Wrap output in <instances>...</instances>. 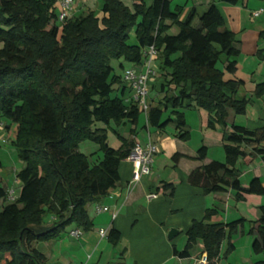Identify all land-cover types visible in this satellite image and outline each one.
<instances>
[{"label":"trees","instance_id":"1","mask_svg":"<svg viewBox=\"0 0 264 264\" xmlns=\"http://www.w3.org/2000/svg\"><path fill=\"white\" fill-rule=\"evenodd\" d=\"M101 1L102 17L89 11L71 14L60 23L55 0H0V117L8 131L13 127L12 143L24 163L16 174L20 187L15 201H7L6 189L0 186V264H46L36 243L57 240L71 225L84 232L93 227L87 205L119 181L118 168L135 144L132 136L141 114L135 103L124 102L122 93L111 94L114 85L126 88L124 70L140 66L150 46L160 54L159 72L166 81L161 101L146 112L150 127L161 130L174 123L177 137L187 140L185 110L203 109L208 128H224L228 110L243 115L248 104L264 97V82H259L251 96L238 98L242 81L224 78V71H236V62H228L224 70L216 66L222 55L236 57L239 50L234 47L235 33L214 2L199 15L192 7L180 19L183 6L172 9L170 0H152L148 6L145 0H132L131 8L123 0ZM173 26L177 31L170 34ZM134 27L136 43L129 44ZM259 38L264 39V31ZM256 56L264 60V50ZM167 110L174 118L162 120ZM111 122L115 127L133 126L128 137L112 127L120 142L116 149L107 144ZM85 140L102 152L93 164L78 149ZM222 140L225 160L195 168L187 175L188 183L204 194L232 189L237 202L246 194L264 196L257 177L241 186L236 167L240 158L245 163L257 157L264 160V127L233 124ZM206 152L201 146L195 159L203 160ZM182 156L174 153L171 158L177 163ZM259 211L256 221L241 217L208 223L218 212L206 209L202 219L193 220L186 230L185 246L173 247V255L190 257L200 239L208 264H217L223 240L229 239L227 256L234 249L230 237L245 222L250 224L249 234L253 230L258 234L251 244L253 253L264 254V205ZM119 236L112 228L107 239L115 245Z\"/></svg>","mask_w":264,"mask_h":264},{"label":"crops","instance_id":"2","mask_svg":"<svg viewBox=\"0 0 264 264\" xmlns=\"http://www.w3.org/2000/svg\"><path fill=\"white\" fill-rule=\"evenodd\" d=\"M87 2V0H78V8H74L72 14L77 12L81 6H85ZM212 2L217 5L223 15L227 28L235 33L234 47L239 50L238 56L225 58L222 68L218 67V63L216 66L220 70H224L228 62L235 61L236 71L232 74L224 71V78L241 80L239 93L249 97L255 84L264 82V60H260L256 56L258 50H264V39L259 38V33L264 31V0H238L234 5L224 0L192 2L191 5L183 8L180 19L192 7L196 9L198 15L203 13ZM258 9H262V13L258 17H252V12ZM1 47L2 44L0 43ZM153 62L156 76L149 82V88L153 91L149 96L150 107L157 105L164 96V93H161L162 83L158 81V78L161 77L158 67L160 62L158 53ZM137 67L141 68V65ZM117 93H122L126 104L130 103L131 90L128 86L125 89L118 86ZM240 97L238 95V98ZM256 101L261 102L259 108L264 111V97L256 99L253 104H256ZM248 106L249 104L246 106L244 115L250 118H247L246 122L239 119L241 121L237 123V115L232 110H228L226 127L216 125L214 129L207 127V111L203 109L185 110L186 126L183 130L188 132L187 140H181L177 137L178 131L175 129L174 123L158 130L148 126L146 113L143 121L140 119V114L132 139L140 143H145L151 139L158 145V153L154 157L151 173L148 176H143L136 184L131 185L132 164L126 158L123 159L118 168L119 181L109 189L106 195L98 197L94 202L87 205V212L93 223V227L89 231L84 232L80 229L82 234L79 237H74L69 234V231L77 227L71 226L57 240L38 242L43 244L42 248L37 250L45 255L46 264H194L203 249L200 239H197L195 249L190 250V257L188 258L175 257L173 247L181 250L185 246L186 230L193 220L202 219L206 209L216 208L218 212L207 221L208 223H228L241 217L247 221L258 220L260 217L259 206L264 205V196L246 194L243 201L237 202L234 199L235 191L232 189L204 194L202 188L193 186L187 181V175L195 168L213 160L220 162L225 160L223 133L230 131L231 125H240L249 129L264 127V116L256 118L253 111L247 115ZM187 111L197 112L200 117V130L195 131L199 132L200 140L193 143V148L189 152L182 150L174 152L183 155L177 163H174L171 158L174 154L173 150L166 152L165 149L172 146H188L193 141L192 134L194 131L188 125ZM169 115L170 111L167 110L163 114L162 120L168 118ZM170 117L174 118L172 115ZM231 119L232 122H230ZM122 125L114 126V128L119 130ZM126 125H128L127 132L124 135L121 134L124 137H128L129 129L133 128L129 123L124 124V126ZM170 126L174 130L172 136L168 137L166 130ZM1 129L0 139L3 137ZM212 136H214L213 143L217 148L215 158L210 156V145L207 144V140ZM200 143L207 149L206 157L203 160L195 159L197 150L201 147H198ZM165 153L167 154L165 155ZM236 167L241 171V186L246 187L254 177L259 178L264 185V160L260 157L255 158L250 163H245L240 158L237 160ZM165 184H170V186H164ZM3 187L5 189L17 188L19 191L20 183L15 177L12 183L10 182ZM151 193L155 196L149 197L148 195ZM96 205L106 206L108 210L97 212ZM112 228L120 234L115 245L108 241L107 235L101 237L99 234L100 229L106 230L108 234ZM171 228L176 229L178 233L173 238L168 239L167 232ZM249 229L250 224L248 222L238 226L237 231L230 237L234 249L227 256L224 253L229 239L223 240L217 264H223L224 259L229 263V259L235 255L237 246L233 242V237L238 234L246 238V244L250 246V262L238 264H255L264 260V258L255 257L256 254L254 255L252 251L251 244L254 239L258 238V234L255 230L249 234Z\"/></svg>","mask_w":264,"mask_h":264},{"label":"rangeland","instance_id":"3","mask_svg":"<svg viewBox=\"0 0 264 264\" xmlns=\"http://www.w3.org/2000/svg\"><path fill=\"white\" fill-rule=\"evenodd\" d=\"M88 2L86 3V5L81 6L77 12H75L72 15H76L78 13H87L89 11H94L96 13V15H98L99 17H102L103 12L101 10L102 7V1L101 0H87ZM187 1V3H186ZM202 0H170V6L173 9L176 5H180L186 7L192 4V2L196 3V2H201ZM204 1V0H203ZM78 0H75V4H74V8H78V4H77ZM124 4L128 7H132V0H123ZM152 2V0H145L146 5H150ZM56 5H54L55 7V11H58V5L57 3H54ZM188 4V5H187ZM86 10H85V9ZM187 13V12H186ZM196 25H197V21H195ZM177 31V27L173 26L169 33L173 34ZM128 43L129 44H135L136 43V39H135V27L132 28L129 32V39H128ZM158 57L160 58V54L158 55ZM225 55H222L220 57V60L218 62V67L222 68L224 62H225ZM243 63V62H241ZM112 66L115 69V73L119 74L120 73V69L118 66L117 61L113 60L111 62ZM127 65V64H126ZM154 62L152 64V66L154 67ZM248 66H252V65H248ZM158 81H161L162 84H166L165 78L164 76H161L160 78H158ZM116 87H118V85H114V92L111 94L112 96L118 95L119 93H117ZM153 91L151 90V88L148 89V103H149V96ZM239 96H242L240 93L238 94ZM256 104H249V106L247 107V115H250V113L253 111V113L255 114L256 118H260L262 116H264V111H261V109L259 108L261 105V102L256 101ZM187 115H188V121H189V127L191 128L193 132L192 134V142L190 145L188 146H177V147H171V148H166L165 151L168 152V150H173V153L176 151H186L189 152L192 150L193 148V143H197L200 140V134L199 132H195L200 130V117L198 116L197 112H191V111H187ZM170 116V115H169ZM234 116V115H233ZM235 117V116H234ZM237 119L236 122L239 123L242 119L243 122H246L247 118H250L246 115H237ZM145 118V113H142L141 111V121H143ZM238 120V121H237ZM232 122V119L231 121ZM236 123V124H237ZM244 124V123H243ZM102 124L98 123L97 126H101ZM128 125L124 126V124L120 127V133L122 135H124L125 132H127L126 128ZM112 127H114V124L111 122L110 123V128L107 129V144L109 145V147L112 148H118V146L120 145L119 140L117 139V137L115 136V134L112 132ZM13 127L10 129V131H8L5 126L1 129L3 131V137L0 139V164H1V168H0V186H6L7 184H10V182L12 183V181L15 179L16 174L19 170H21L24 166L23 161L18 157V154L16 152V149L14 148V145L12 143L14 137H13V132H12ZM173 127H169L166 130V135L172 136L173 134ZM209 131V130H208ZM213 138L214 136H212V138H210L209 140H207V144L210 145V156L214 157L216 156V145H214L213 143ZM201 144L198 146L200 147ZM197 147V148H198ZM174 148V149H173ZM78 149L80 152L86 154L88 156V159L90 160V163L93 164L95 161L97 160H93L95 158H97L96 155H102V152L98 149V145L96 143H93L89 140H85L83 142H81L78 146ZM195 153V151H194ZM167 153H165L166 155ZM156 156V155H155ZM154 156V157H155ZM19 181V180H18ZM17 190V188H15ZM241 211L242 208H240ZM73 226V225H71ZM71 226L67 227V229H69ZM246 238H243L242 236H240V234H238L237 236L233 237V242L234 244L237 246V251L235 253V255L229 259V263L227 262V260L224 259L223 264H238V263H247L250 262V246L248 244H246ZM42 243H36L35 247L36 249H40L42 248ZM195 246V245H194ZM192 247L195 249V247ZM193 249V250H194ZM255 255V254H254ZM255 257H258V259H262L264 258V254L259 253L256 254Z\"/></svg>","mask_w":264,"mask_h":264},{"label":"built area","instance_id":"4","mask_svg":"<svg viewBox=\"0 0 264 264\" xmlns=\"http://www.w3.org/2000/svg\"><path fill=\"white\" fill-rule=\"evenodd\" d=\"M58 5L57 20L62 23L68 18L73 10L75 0H55ZM262 13V9H258L252 12V17H258ZM157 51L154 46H150L145 52V58L141 64V68L129 67L123 72L122 80L131 90V101L135 103L139 109L146 113L149 107L148 103V89L149 82L153 77L156 76V70L152 66L153 61L156 57ZM5 125L0 120V128ZM158 153V145L148 139L145 143L135 141L133 148L126 157V159L132 164V176L130 184L134 185L141 180L143 176H148L151 173L154 156ZM19 191L14 188L6 189V200L13 202L18 197ZM149 197H154L155 194L151 193ZM95 209L97 212L107 211L106 206L96 205ZM69 234L74 237H79L82 231L78 228L71 229ZM99 234L101 237L107 235V231L100 229ZM194 264H208L206 253H201L200 256L195 260Z\"/></svg>","mask_w":264,"mask_h":264},{"label":"water","instance_id":"5","mask_svg":"<svg viewBox=\"0 0 264 264\" xmlns=\"http://www.w3.org/2000/svg\"><path fill=\"white\" fill-rule=\"evenodd\" d=\"M177 233L178 231L176 229L174 228L169 229L167 232L168 239L173 238Z\"/></svg>","mask_w":264,"mask_h":264}]
</instances>
